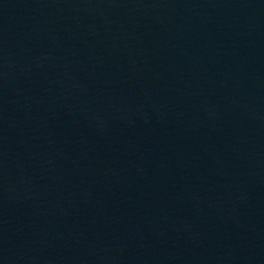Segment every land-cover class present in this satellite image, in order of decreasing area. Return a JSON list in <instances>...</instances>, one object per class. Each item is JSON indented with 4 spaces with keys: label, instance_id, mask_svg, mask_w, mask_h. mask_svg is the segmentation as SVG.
<instances>
[{
    "label": "water",
    "instance_id": "obj_1",
    "mask_svg": "<svg viewBox=\"0 0 264 264\" xmlns=\"http://www.w3.org/2000/svg\"><path fill=\"white\" fill-rule=\"evenodd\" d=\"M0 264H264V0H0Z\"/></svg>",
    "mask_w": 264,
    "mask_h": 264
}]
</instances>
